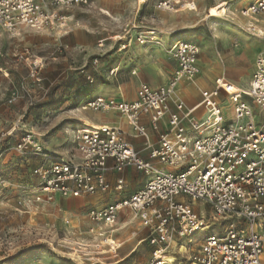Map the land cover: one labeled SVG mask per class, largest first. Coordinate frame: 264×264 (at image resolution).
Here are the masks:
<instances>
[{
  "label": "built area",
  "instance_id": "obj_1",
  "mask_svg": "<svg viewBox=\"0 0 264 264\" xmlns=\"http://www.w3.org/2000/svg\"><path fill=\"white\" fill-rule=\"evenodd\" d=\"M183 1L164 0L157 9H196L195 3ZM91 3L92 0H0V33L16 37L22 28H30L66 35L68 11ZM241 13L250 19L263 15L264 0H256ZM131 42L133 38L126 44ZM136 42L143 46L156 44L158 33L155 29L141 32ZM170 53L178 69L168 85L155 89L142 84L134 102L98 97L89 103L94 112L114 111L125 117L134 134L144 138L151 149V161L138 155L122 130L110 126L77 132L76 154L80 161L45 152L36 144L32 132H26L17 151L24 154L31 148L29 154L41 158L33 174L39 179L37 192L47 202L58 196L81 198L111 191L121 195L124 180L119 179L112 187L107 180L109 170L122 173L135 168L148 177L145 186L129 197L102 210H91L90 232L102 238V247L119 249L110 235L116 231L121 213L128 211L149 232L144 241L153 247L154 254L148 264H169L167 255L175 256L174 264H264V54L256 59L248 88H238L220 78L216 90L203 92L201 102L185 113L181 103H174L175 111L171 110L172 95L181 79H192L200 72L201 48L176 41ZM29 65L30 77L40 87L44 82V62L34 59ZM115 72L111 70L109 74ZM88 79L93 82L90 76ZM220 92L232 104L233 115L228 121L224 119ZM43 95L46 97L48 90ZM15 101L13 97L9 103ZM199 107L207 110L201 122L193 117ZM146 116L153 130L159 132L157 148L149 145L150 137L142 124ZM167 116V129L161 132L160 122ZM17 128L15 124L8 135ZM110 161L112 167L108 165ZM205 208L210 209L209 219Z\"/></svg>",
  "mask_w": 264,
  "mask_h": 264
},
{
  "label": "rangeland",
  "instance_id": "obj_2",
  "mask_svg": "<svg viewBox=\"0 0 264 264\" xmlns=\"http://www.w3.org/2000/svg\"><path fill=\"white\" fill-rule=\"evenodd\" d=\"M195 1L202 4L199 10L203 18L208 16L207 20L192 27L180 25L169 34L180 36L190 32V43L198 44L203 52H213L220 60L218 52L224 47H235L227 40H220L226 28L224 24L238 21L228 4L243 0ZM139 2L147 3L145 13L157 15L161 0ZM248 6L249 3L236 14L243 16L241 11ZM139 7L136 2L126 8H116L92 0L89 6H76L68 11L74 23L67 21L66 35L30 28H22L16 37L0 33V264H148L152 259L153 247L147 241H139L145 238L144 231L135 237L114 236V241L127 240L121 251H113L107 245L102 247V238L91 234V210L104 209L113 197H106L105 206H101L97 205L100 199L95 196L94 202L87 200L90 204L80 208L81 199L55 198L47 202L45 196L37 192L39 179L33 174L41 158L29 154L31 148L24 154L17 151L26 132H32L36 144L45 152L57 154L55 149H59L69 158L75 156L76 125L70 118H75L74 114L83 107L90 109L96 87L108 80L110 69L117 61L116 56L112 57L111 47L122 38L123 28L133 20ZM227 7L229 13H223L221 10ZM140 8L143 9V5ZM213 8L218 10L213 13ZM102 9L110 16L102 14ZM217 24L221 26L216 30ZM243 28L246 34L254 36L247 27ZM79 38L84 42L83 47L76 46ZM158 43L162 45V40ZM89 51L94 53L89 54ZM34 59L44 62V82L40 87L30 77L29 64ZM13 97L16 101L10 104ZM180 103L186 113L188 106L182 100L176 102ZM223 104L225 116H229L232 104L226 99ZM15 124L18 125L16 132L8 135ZM52 143L54 146L50 149ZM205 210L209 219L210 209Z\"/></svg>",
  "mask_w": 264,
  "mask_h": 264
},
{
  "label": "crops",
  "instance_id": "obj_3",
  "mask_svg": "<svg viewBox=\"0 0 264 264\" xmlns=\"http://www.w3.org/2000/svg\"><path fill=\"white\" fill-rule=\"evenodd\" d=\"M99 1L101 4L116 8H126L131 3L136 2L140 5V7L143 5V9L139 7L138 10H136L133 20L123 28L122 38L115 43V46L111 47L114 52L112 57L116 56L117 61L111 67L110 71L115 70V75L108 74V80L102 85L96 87L91 101L98 97H103L105 99H113L116 101L134 102L137 100L138 90L142 84H147L155 89L168 85L173 79L172 76H174V72L178 69L177 61L170 53V48L176 41L190 43L192 40L190 32H188L189 34L185 33L180 36H173L169 33L180 25L189 24L192 27L206 21L208 18V16L204 18L201 16L199 7L202 4L200 3L198 5L195 0L189 1L195 3L196 9L194 11H189L179 7L176 12L158 10L157 15L155 13H145L144 9L147 3L142 4L139 0ZM198 1L202 2V0H197V2ZM255 1L256 0H243L240 3L235 2L228 4L231 5L230 7H232L235 11L230 13L236 15L238 17V21H231L232 23L230 25L224 24L226 25V28L222 31L223 36L220 40H227L226 42H228V44H234L235 47L231 49L224 47L222 52H218L220 60H217L216 54L213 52H210L209 50L203 52V50H201L199 57L200 74L193 79H187L184 82H181V80L178 83L175 95L172 97L171 110L173 112L175 111L173 108L174 103L181 100L188 106V109L196 107L201 102L203 92L216 90V82L220 78L227 80L238 88L246 89L250 86L249 83L256 70V59L260 54L264 53V14L250 19L239 16L236 12L239 13V9L241 7L245 6L247 3L251 5ZM215 10L218 9H211L213 13ZM221 11L223 13H229L230 8L227 7ZM100 12L106 16H110V13L105 9L100 10ZM225 15L222 17L225 18ZM68 20L71 24L74 23L71 16H68L67 21ZM220 26L221 25L217 24L215 26L216 30ZM237 26H239L242 31L241 29L239 30ZM243 26L247 27L248 31L252 32L255 30L257 33L258 31L260 32L257 35L249 36L245 33V28H243ZM149 29H155L157 31L158 39L162 40V45L161 43H158L146 48L147 46L144 47L136 42V36L141 32H147ZM129 38H133V42L126 44V41ZM125 44L126 48H121ZM76 46H84V42L81 38L77 40ZM91 53H94V51H89V54ZM218 97L220 98L221 104L224 108L223 100L226 99L229 102V99L222 92L219 93ZM232 115L233 111L229 116H225L224 108V119L226 121L230 120ZM206 116L207 110L203 107L196 109L193 114V117L196 120H203ZM74 117L75 118L70 119H72L76 125L74 131L75 136L77 135V132H80L85 128L90 129L101 126L119 128L124 132L125 139L133 145L136 152L143 160H152L150 156L151 149L146 146L147 144L145 139L134 134L129 121L117 112H94L91 109L83 107L82 109H79L76 114H74ZM167 123L168 116L160 122L161 132L166 131ZM142 124L147 128L150 137L149 145L153 146V148H157L159 132L153 130L150 118L147 116L142 118ZM53 146L54 143L49 146L51 147L50 149H53ZM54 153L69 158L67 154H64V152L61 153V150L59 149H55ZM73 157L75 161H80L77 154ZM108 165L112 167V162L110 161ZM158 167L163 168L160 164H158ZM144 175L145 174L143 172L138 171L135 168H128L122 173L109 170L107 172L108 182L112 185V187H114L119 179H123L125 183V192L123 191L121 195H118L115 191H111L108 194L95 195L100 199L97 205L101 204V206H105L106 197L114 198V200L112 199L113 201L111 200L108 204L110 205L123 198L129 197L131 194L142 189L148 181V177L147 179L143 178ZM95 196L81 198H62L58 196L57 198L81 199L79 200L80 204H78L80 208L82 205H89L90 203H87V200L93 201ZM136 226L138 227L137 230L134 228ZM115 228L116 231L110 236L135 237L140 236L139 233L144 231L145 238L139 239L140 243L146 239L149 233L148 230L142 226L140 221L138 219H134L132 214L128 211L121 213ZM126 241L120 242V239H115V243H119H116L119 246V251H121ZM117 255H119V253H117Z\"/></svg>",
  "mask_w": 264,
  "mask_h": 264
},
{
  "label": "bare ground",
  "instance_id": "obj_4",
  "mask_svg": "<svg viewBox=\"0 0 264 264\" xmlns=\"http://www.w3.org/2000/svg\"><path fill=\"white\" fill-rule=\"evenodd\" d=\"M259 21H260V20H259ZM67 24H68V22H67ZM244 24H245V23H244ZM259 32H260V31H258V33H259ZM252 33H254V35H257V34H258L257 31H255V30H253ZM188 34H189V33H188ZM183 39H184V38H183ZM182 42H183V41H182ZM199 74H200V72H199L196 76H198ZM196 76H195V77H196ZM195 77H194V78H195ZM183 79H184V80H183ZM183 79H181L182 81H181V80H180V81H181V82H184V81L187 80L188 78H183ZM192 79H193V78H192ZM180 81H179V82H180ZM179 82H178V83H179ZM177 85H178V84H177ZM175 92H176V90H175ZM175 92H174V94L172 95V97L175 95ZM174 248H175V247H174ZM175 249H176V248H175ZM172 250H174L173 247H172ZM184 251H185V249L182 248V249H181V252H184ZM263 258H264V256H263ZM165 260H166V262H168L169 264H174V263L176 262V259H175V256H174V255H167L166 258H165Z\"/></svg>",
  "mask_w": 264,
  "mask_h": 264
}]
</instances>
